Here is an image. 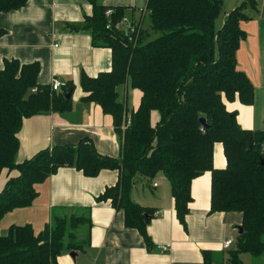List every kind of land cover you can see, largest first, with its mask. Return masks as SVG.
<instances>
[{
    "label": "trees",
    "instance_id": "1",
    "mask_svg": "<svg viewBox=\"0 0 264 264\" xmlns=\"http://www.w3.org/2000/svg\"><path fill=\"white\" fill-rule=\"evenodd\" d=\"M87 1L92 13L80 29L90 33L92 46L111 50V69L95 78L81 76L82 100L96 103L111 116L122 143L120 158L102 156L84 141L43 149L17 164L23 120L70 111L73 86L67 83L58 92L51 91L37 82V62L4 60L0 176L5 171L17 175L8 177L0 191V220L14 209L31 206L37 196L34 186L59 168H74L85 177L112 170L118 172L117 184L106 188L96 201L110 199L115 209L123 211L125 227L136 230L151 249L146 228L152 211L132 201L135 184L150 183L163 174L170 183L176 218L185 225L191 182L209 172V213L237 212L242 217L238 227L242 233L238 230L228 263L243 264L241 254L260 257L264 253V130L242 129L236 113L224 103L238 100L248 106L254 101V86L237 68L236 53L246 38L240 23L250 19L245 11L255 10L257 0H243L218 28L222 0H147L141 27L130 38L118 27L126 9ZM26 2L0 0V14L20 9ZM107 9L113 10L110 17L104 14ZM153 32L159 35L148 40ZM126 86L141 93L138 107L130 112L119 91ZM154 112L158 114L155 124ZM217 143L226 161L223 169L213 166ZM90 225L88 215L75 213L54 214L36 235L30 225H12L0 236V264H57L64 251L84 250L87 243L77 240L78 230ZM202 255L204 264H213L208 251Z\"/></svg>",
    "mask_w": 264,
    "mask_h": 264
},
{
    "label": "crops",
    "instance_id": "2",
    "mask_svg": "<svg viewBox=\"0 0 264 264\" xmlns=\"http://www.w3.org/2000/svg\"><path fill=\"white\" fill-rule=\"evenodd\" d=\"M96 1L109 8H124L125 15L134 19L138 17L137 10L144 9L147 3V0ZM222 1L225 12L221 24L240 0ZM246 11L250 19L240 23L246 38L237 50L236 62L254 86V101L248 106L238 100H224V103L229 112L236 113L242 129L264 130V0H257L255 10ZM91 13L92 6L87 0H27L20 9L0 14V29L4 32L0 35V69L6 59H15L21 64L37 62L39 85L50 86L56 79L63 85L73 86L70 111L23 120L18 133L17 164L43 149L84 141L91 142L102 156L120 158L122 143L113 129L111 116L104 114L96 103L82 100L81 76L95 78L111 69V50L92 46L90 33L80 29ZM119 91L127 109L135 110L140 91L130 86ZM157 118L158 114L152 113L153 124ZM225 165L222 145L217 143L213 166L223 169ZM16 175V171L3 172L0 191L8 177ZM117 181V171L101 170L95 177H85L74 168H59L34 186L37 196L31 206L14 209L0 220V236L6 235L12 225H30L36 235L54 214L84 213L91 223L78 230L77 240L87 243L84 250L73 251L75 257L70 256L72 251H64L58 256L57 264H204L203 251L210 253L213 264H229L228 252L233 244L224 248L223 242L227 238L235 241L242 217L237 212L209 213V172L191 182L192 200L185 225L176 218L170 183L163 174H158L150 183L142 180L135 184L132 201L152 211L146 228L153 245L151 249L136 230L125 227L123 211L115 209L110 199L96 201ZM162 247L167 249L162 251ZM248 255H240L243 264H264V253L257 258Z\"/></svg>",
    "mask_w": 264,
    "mask_h": 264
},
{
    "label": "built area",
    "instance_id": "3",
    "mask_svg": "<svg viewBox=\"0 0 264 264\" xmlns=\"http://www.w3.org/2000/svg\"><path fill=\"white\" fill-rule=\"evenodd\" d=\"M112 12L113 10L107 9L104 14L106 17H110ZM145 12H146L145 8L137 10L138 17L135 19L130 18L127 15H124L118 22V27L121 30L125 31V33L129 35V38H130L135 32H137L140 29L141 21L143 19ZM109 28H110V23H108L106 26V29H109ZM62 86H63V83H61L59 80H56V79H54L50 84L51 91H54V92H58L62 88ZM32 91L34 92L35 90L33 89ZM153 186L155 187L156 183H153ZM233 243H234L233 239L227 238L223 242V247L229 248ZM166 249L167 247L161 248L162 251H165Z\"/></svg>",
    "mask_w": 264,
    "mask_h": 264
},
{
    "label": "rangeland",
    "instance_id": "4",
    "mask_svg": "<svg viewBox=\"0 0 264 264\" xmlns=\"http://www.w3.org/2000/svg\"><path fill=\"white\" fill-rule=\"evenodd\" d=\"M243 0H240L239 1V4L242 2ZM224 12H225V5L223 4V7H222V10H221V14H220V16H219V18H218V20H217V22H216V26H217V28L218 27H220V25H221V20H222V17L224 16ZM247 13H249L248 11H246ZM145 25L147 26V22L145 23ZM159 34L158 33H151L150 34V38L148 39V40H152V39H155L157 36H158ZM138 93V92H137ZM121 99H122V97H121ZM128 112H130V110H128ZM60 214V213H59ZM61 214H63V213H61ZM60 214V215H61ZM76 215H78V216H80V215H86V214H76ZM249 256V255H248ZM251 257V256H250Z\"/></svg>",
    "mask_w": 264,
    "mask_h": 264
},
{
    "label": "water",
    "instance_id": "5",
    "mask_svg": "<svg viewBox=\"0 0 264 264\" xmlns=\"http://www.w3.org/2000/svg\"><path fill=\"white\" fill-rule=\"evenodd\" d=\"M69 96H70V95L67 94L66 97L68 98ZM200 123H201L202 125H206V121H205V119H204V118H201V119H200ZM238 230H239V234H241V233H242V229H241V228H240V229L238 228ZM75 255H76L75 252H71V253H70V256H71V257H75Z\"/></svg>",
    "mask_w": 264,
    "mask_h": 264
}]
</instances>
